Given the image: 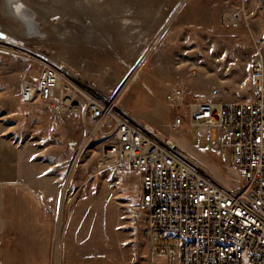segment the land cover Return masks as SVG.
Segmentation results:
<instances>
[{
	"label": "rangeland",
	"instance_id": "rangeland-1",
	"mask_svg": "<svg viewBox=\"0 0 264 264\" xmlns=\"http://www.w3.org/2000/svg\"><path fill=\"white\" fill-rule=\"evenodd\" d=\"M16 3L34 20L21 16L23 24L11 17L10 0H0V31L23 47L0 42V124L4 135L13 136L39 164L45 187H52L56 207L49 209L54 222L51 250L60 254L61 264L82 260L81 255L98 249L118 247L129 255L132 244L144 241L146 210L136 212L142 188L134 171H99L91 151L69 150L71 143L83 142L78 126L56 121L45 105L27 107L21 102L22 87L36 81L42 59L59 63L114 97L220 183L240 184L237 170L207 141L187 127L171 130L175 108L165 96L171 87H179L188 93L187 99L210 100L212 91L219 89L229 92L221 98L224 101L250 100L256 42L264 36L262 0ZM12 8L19 14L16 6ZM233 13H240L241 19L229 24L225 19ZM33 25L39 36L27 35ZM54 127L59 140L53 137ZM212 139L217 141L216 132ZM124 241L125 249L119 247Z\"/></svg>",
	"mask_w": 264,
	"mask_h": 264
},
{
	"label": "built area",
	"instance_id": "built-area-1",
	"mask_svg": "<svg viewBox=\"0 0 264 264\" xmlns=\"http://www.w3.org/2000/svg\"><path fill=\"white\" fill-rule=\"evenodd\" d=\"M239 19L233 13L225 20ZM256 49L250 100L224 101L229 92L219 89L210 100L187 99L179 87L165 96L175 108L171 130L187 127L226 157L238 172L235 187L217 181L173 140L160 138L114 97L55 61L41 60L36 81L23 85L20 100L27 107L45 105L56 121L78 126L83 142L69 150L91 151L99 171L131 169L139 176L136 212L146 210L144 241L151 250L157 241L173 251L171 264H264V36ZM53 135L59 140L57 127ZM152 253L149 264H165L160 252ZM59 257L52 252L51 264H61Z\"/></svg>",
	"mask_w": 264,
	"mask_h": 264
},
{
	"label": "crops",
	"instance_id": "crops-1",
	"mask_svg": "<svg viewBox=\"0 0 264 264\" xmlns=\"http://www.w3.org/2000/svg\"><path fill=\"white\" fill-rule=\"evenodd\" d=\"M4 132L0 124V264H51L54 222L49 209L56 207L52 187H45L39 164ZM126 245L124 241L119 247L125 249ZM161 245L154 241L151 250L145 241L136 242L129 255L118 247L98 249L65 264H149L155 250L161 253L162 263L171 264L173 251L160 249Z\"/></svg>",
	"mask_w": 264,
	"mask_h": 264
},
{
	"label": "bare ground",
	"instance_id": "bare-ground-1",
	"mask_svg": "<svg viewBox=\"0 0 264 264\" xmlns=\"http://www.w3.org/2000/svg\"><path fill=\"white\" fill-rule=\"evenodd\" d=\"M13 2L15 3V0H10V10L11 11H10V14L9 15L11 17H13V18L21 21L23 24H24V21H23V19H22L21 16H23L24 18L27 17V16H30L29 19L32 20L31 22L33 23V20L34 19L32 18L31 15H29L28 12L25 11V9H23V7H21V4L18 5V3H16L14 5ZM12 4H13V6H16L17 7V11L19 12V14L12 8L13 7ZM27 31H29V30H27ZM27 35H29V36L38 35L39 36L38 26L37 25L36 26L33 25L32 28H31V30H30V33H27ZM0 42H4L5 44L10 45V46H12V47H14L16 49H22L23 48V47L21 48V44L22 43L20 41L15 40V39H11L9 36H8V39L6 41L0 40ZM30 107H32V106H30Z\"/></svg>",
	"mask_w": 264,
	"mask_h": 264
},
{
	"label": "water",
	"instance_id": "water-1",
	"mask_svg": "<svg viewBox=\"0 0 264 264\" xmlns=\"http://www.w3.org/2000/svg\"><path fill=\"white\" fill-rule=\"evenodd\" d=\"M262 3H263V8H264V0H262ZM8 39V34L3 32V31H0V40L2 41H6ZM26 51V50H25ZM28 52V51H27Z\"/></svg>",
	"mask_w": 264,
	"mask_h": 264
}]
</instances>
